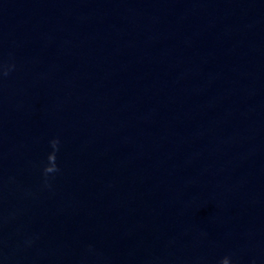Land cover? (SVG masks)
<instances>
[{"label":"water","instance_id":"1","mask_svg":"<svg viewBox=\"0 0 264 264\" xmlns=\"http://www.w3.org/2000/svg\"><path fill=\"white\" fill-rule=\"evenodd\" d=\"M7 64L0 264H264V0H0Z\"/></svg>","mask_w":264,"mask_h":264},{"label":"clouds","instance_id":"2","mask_svg":"<svg viewBox=\"0 0 264 264\" xmlns=\"http://www.w3.org/2000/svg\"><path fill=\"white\" fill-rule=\"evenodd\" d=\"M14 69V65H0V78L7 77L9 73ZM48 147L51 151L46 157V162L42 167V176L45 178V185H47V178L60 171L56 159L57 153L60 150V140L58 137H54L48 141ZM218 264H234L233 258L230 256H224L219 261Z\"/></svg>","mask_w":264,"mask_h":264}]
</instances>
